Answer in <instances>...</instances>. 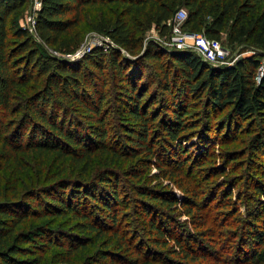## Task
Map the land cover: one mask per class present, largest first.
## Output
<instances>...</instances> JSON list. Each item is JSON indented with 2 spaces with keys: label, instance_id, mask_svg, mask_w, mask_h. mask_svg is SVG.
<instances>
[{
  "label": "trees",
  "instance_id": "trees-1",
  "mask_svg": "<svg viewBox=\"0 0 264 264\" xmlns=\"http://www.w3.org/2000/svg\"><path fill=\"white\" fill-rule=\"evenodd\" d=\"M27 2L0 0V182L1 170L18 164L19 155L28 153L57 163L50 178L58 184L56 188H26L25 182L21 186L16 183L8 197L0 188V264H74V255L85 249L89 241L97 243L107 238L116 243V236L117 246L112 248L106 242L110 250L102 252L100 259L104 262L110 252L115 256L103 264H126L115 258L118 255L122 260L117 252L120 248L133 250L130 240L120 235L127 232L115 226L119 181L113 170L102 169L99 163L116 162L124 150L134 158L142 153L156 155L154 145L161 134L154 123L159 115L150 106L159 93L147 92L153 80L143 77L145 69L141 70L140 59L145 65L148 61L154 64L161 74L158 89L172 98L170 118L160 120L165 138L160 155L169 159L165 160V171L170 177L174 176L172 169L178 168L190 177L189 182L197 181L206 161L197 160L199 154L188 160L184 152L189 151L184 132L194 125L186 118L193 92L207 91L212 107L206 110L208 118L213 109H230V119L236 127L256 117L264 125V68L260 74L259 56H246L229 66L215 65L192 49L169 50L158 39L144 43L146 30L156 25L161 35H168V21L180 7H185L188 15L184 28L220 40L226 32L232 44L245 39L264 46V0H42L34 33L19 21V13ZM110 5L118 6L120 11L94 18L92 26L112 43L94 45L79 58H68L83 42L84 9ZM110 83L118 103L114 108L108 101ZM109 117L119 120L124 127L127 142L122 148L109 141ZM197 141L203 153L200 156L205 157L209 140L199 136ZM262 142L257 136L252 145L260 149ZM169 143H173V152H166ZM196 166L200 169L193 172ZM223 168L220 165L212 174L223 173ZM132 171L139 174L138 170ZM261 173L264 175V170ZM182 180L177 185L184 188L185 177ZM255 182V190L264 197V181ZM100 187L104 188L99 190ZM234 188L232 181L205 191L189 188L196 199H202V207H195L189 202L185 204V196H176L172 189L166 192L163 188L136 184L134 191L144 198L142 213L148 218L149 240L140 242L144 247L139 250L142 264L154 259L160 264H264V201L258 200L260 196L256 194L255 200L262 210L258 211L259 224H253L249 219L253 213L244 215L232 201ZM90 201L100 203L105 219L99 215L92 217V210L88 211ZM157 204L163 207V216L154 209ZM182 206L184 212L179 211L178 215L196 216L201 219L198 227L206 222L210 229L194 230L179 223L170 228L164 224L161 217H168ZM58 218L72 223L76 233L63 240L62 235L54 237L52 230L36 224ZM106 221L113 226L116 236H107L103 223ZM240 223V231L234 232ZM224 224L235 228L223 229ZM176 227L178 233L174 231ZM44 233L46 238L39 240ZM159 246L167 247L180 261L165 256Z\"/></svg>",
  "mask_w": 264,
  "mask_h": 264
},
{
  "label": "rangeland",
  "instance_id": "rangeland-1",
  "mask_svg": "<svg viewBox=\"0 0 264 264\" xmlns=\"http://www.w3.org/2000/svg\"><path fill=\"white\" fill-rule=\"evenodd\" d=\"M32 11L33 0H28L24 8L19 13V21L21 26H26V18L29 14H32ZM115 11H120V8L116 5H110L107 7L98 6L95 8L86 7L84 9L82 22L83 42L79 48H81L82 45L86 46L89 44L94 46L98 44L96 43V41H94L95 39L93 38L95 34H99L102 37H107L104 34L96 31L92 26V22L94 18L97 19L101 16L109 17L111 13ZM184 31L191 32L192 30L188 27H185ZM161 36L162 35L159 33V29L156 27V25H153L146 30L144 34V43H148L150 40L157 39ZM221 41L229 49V54L225 58V60L227 61L223 64L221 63V65H225L227 62L235 64L238 59L254 54L259 56L262 62L261 65L264 66V46L254 45L250 41H247L245 39H241L239 42L232 44L228 41L226 32L223 33ZM49 50L50 52L55 54L57 52L54 49L49 48ZM137 60L138 58L134 60V62ZM140 63L142 65L141 70L145 69L143 72V77L145 79L150 78L151 80H153V83L151 85L148 83L149 87H147V92H149V95H152V93L155 94L156 91L154 90H157V92L159 93L157 101L152 103V106H150V109H152L156 114L159 115L154 123V125H157L155 127V130L157 132H160L161 134V136L156 137V143H158H155L154 145V150H157L156 155L149 156L148 154L142 153L138 157L134 158L129 154L128 150H124L120 158L116 159V162L107 165L102 164L104 163V160H102L99 163L101 164L100 168L103 169L104 167H106V169L109 168L113 170V172H115V176L113 175L114 178H117L119 181L117 190L120 194V198L116 206L119 213L117 218L118 221L115 226H119L120 228H122V232H127L125 234L120 233V235H123L128 240H130L133 246V250L129 252L123 251L120 248V250H118L117 252L123 258L122 260H120V257H117L118 255H116L115 258L117 259V261L119 260L120 262L122 261V263L126 264H142V253L139 250H143L144 247H141L143 245H141L140 242L141 239H144L145 242L149 240V232L147 228L148 218H145L142 213L143 203L141 202L144 198L141 199L135 193L134 186L136 184H140L148 188L153 187V189L154 187L163 188V190L166 192L172 189L175 191L176 196H185V199L182 200L186 201L184 202L185 204L189 202L196 207L197 205L199 206L201 204L202 199H196L189 188H192L193 190L201 189L205 191V188H213L216 185H220L222 187L223 183L227 184L229 181H232V183L235 185V188L233 189L234 195L232 196V201H235L237 203L235 205L240 206V211L244 213V215H247L248 212H252L254 214L249 216V219L253 221V224L254 221L259 224L258 216L262 210V207L259 206V202L255 200V198L257 197L256 194L260 196V193L257 192L254 188V184L256 183L255 181H264V175L261 173L262 170H264V125L261 124L258 117H256V119L244 121L238 127H236V122L231 121L230 119V109H225L222 112L213 109V112L209 113L210 117L208 118L206 117V110L208 107L211 109L212 107L208 103L207 91L205 90L203 92H193L189 101L190 113L186 118L191 123H194V125L189 130L184 132V136H186V139H188L185 140L184 143L189 148V151L184 152L187 153L185 156L189 157L188 160H194V157L197 156L195 154H199L196 159L206 161L203 163V165H201V176H199L197 181L193 179V181L189 182L188 180L190 179V177L185 175L184 172H179L178 168L172 169V175L174 176L170 177L169 175H167V171H165L166 168H168V166L166 165L168 162H166L165 160L169 159L164 158L163 155H160L161 143L165 140L164 135H162L163 132L161 131L160 120H162V118L164 117H167V119L170 118L173 109L172 98L168 96V94L162 93V90L158 89V81L161 79V74L159 73L158 69L155 68L154 64L148 61L145 65V61L142 58L140 59ZM132 66L134 67L135 64L133 65L132 63ZM259 72L261 74V71ZM109 75L111 76V74ZM108 89L109 105L111 106V108H114L118 105V103L116 97L114 96L115 89L111 83L108 85ZM176 101L178 100L176 99ZM108 120L111 129V137L109 138V141L112 143H116L118 148H122L123 145L127 142V139L124 137L123 133L124 127L122 123L114 117H109ZM199 136H203L207 140H209L207 147L208 155L206 153V155H204L205 157L200 156L203 155V153H201V148L199 147L200 143L197 141ZM257 136L261 137L263 141L262 148L260 149H257L252 145ZM192 141L195 142V144ZM172 144L169 143L166 152L174 148ZM172 152L169 154V156L172 155ZM174 156L178 157L179 154L175 153ZM180 158L181 160H183L185 157ZM18 160H20L18 164H13L11 167L3 168L1 170L2 180L0 182V188L3 190V195L7 197L10 196V190L15 187L16 183L18 186H21V182H25L24 186L26 188H30L32 186H37L38 188L40 186H43L42 188H44V186H51L56 188L58 182L51 179L53 178V174L55 172L54 167L57 166L56 162L54 163L53 160H40L36 156L29 155L28 153L19 155ZM160 160L163 161L161 162ZM171 160L176 159L171 158ZM41 163H43V165H41ZM220 165L224 166L223 169H225L226 171H224L223 173L212 174L215 169H217L216 172L218 171ZM184 169L186 170L187 168ZM197 169L200 168L198 166L194 167L193 172H195ZM132 170H138L136 172H138L139 174L135 175ZM139 176H143V178L140 179ZM67 177L68 175L66 176V178ZM184 177V182L186 185L184 188H181L179 187V185H177V183L182 182V179ZM237 183L238 185H236ZM101 188L104 187H100L99 190ZM217 190L218 188H216V199L219 195V192ZM203 196H205V194ZM259 199L264 201L263 196H260L258 200ZM88 203V211H90V209L92 210V217L95 215H99L105 219L106 215L100 208V203L98 205L91 201ZM156 206L158 208H156ZM184 206L177 209V211H171V214H169L168 217H161L164 220V224H167L170 228H174L179 223L183 224L182 227L186 226L187 228H193L194 230L199 229L201 231H208V229H210V224H207L206 222L202 226L198 227L199 224H201V219L196 216L188 217L187 215H178L179 211L184 212L181 211L184 209ZM154 207V209H156L158 213L163 216V207H161L159 204L154 205ZM258 211L260 212L258 213ZM170 216L174 217V219L170 220ZM104 219L101 220L105 221ZM175 220L177 221V223H174ZM225 220L228 221L229 217L226 216ZM103 223L107 226L105 227L106 231L108 230L107 236L113 237V226L107 221ZM36 224L40 227L48 228V230L50 231L52 230L53 234L51 235L54 237L57 235H62L63 240L68 239V237L74 235L77 231L76 227L72 223L62 218L55 219L51 222L38 221L36 222ZM195 224L197 225L194 226ZM240 225L241 223L236 227L239 228ZM221 227L228 230L235 228L234 226H228L225 224ZM237 228L234 229V232L240 231L241 228ZM174 231L178 233L179 228ZM46 236L47 233L38 239L44 240ZM115 238L116 239L114 240L116 241V243L110 242L107 238H104L103 241H98L97 243H94L93 241H86L88 242L86 248L82 251L79 250V252L74 255V264H103L104 262H109L110 257L115 255H112L109 252V256H106L104 262L100 259V255L102 252L110 250L109 246H111L112 248H115L117 246L118 236H116ZM106 242H110V245L109 243V246L105 244ZM211 246H213V244H211ZM159 247L165 256L172 257L175 260L176 258L179 259L176 254L167 251V247ZM151 255L154 256V254ZM160 263L161 262L159 260L154 259L149 264ZM213 264L215 263L213 262Z\"/></svg>",
  "mask_w": 264,
  "mask_h": 264
},
{
  "label": "built area",
  "instance_id": "built-area-1",
  "mask_svg": "<svg viewBox=\"0 0 264 264\" xmlns=\"http://www.w3.org/2000/svg\"><path fill=\"white\" fill-rule=\"evenodd\" d=\"M42 0H33V11L26 18V26L31 33L35 31V22L37 11L41 8ZM188 11L185 7H180L176 12L172 20L168 21L171 25V31L168 35H162L157 39L162 43V45L169 50H181L191 48L197 54H199L206 61L211 62L215 65H221L225 63L226 56L229 54V49L223 44L220 39L210 38L206 36L203 32L184 31L183 23L187 18ZM96 41V45H104L112 43L108 37H102L99 34L93 36ZM190 39V41H189ZM93 45H82L78 48L75 53L67 55L70 59L79 58L85 51L90 50ZM51 49V48H50ZM57 53V52H56ZM226 66L232 65V63L227 62ZM264 66L261 65L260 71L262 73Z\"/></svg>",
  "mask_w": 264,
  "mask_h": 264
}]
</instances>
